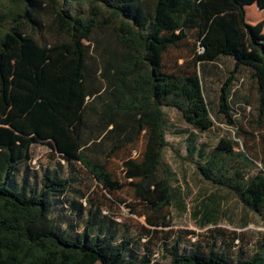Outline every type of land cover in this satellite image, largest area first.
<instances>
[{
	"label": "trees",
	"instance_id": "16d2710c",
	"mask_svg": "<svg viewBox=\"0 0 264 264\" xmlns=\"http://www.w3.org/2000/svg\"><path fill=\"white\" fill-rule=\"evenodd\" d=\"M254 1L264 9V0H0V264H158L150 248L140 255L137 240L118 236L117 220L84 189L67 200L77 164L111 201L131 187L142 210L126 205L144 215L151 234L168 226L179 186L163 150L180 155L166 140L163 107L195 131L212 128L202 72L229 56L218 113L236 123L233 85L248 73L264 120L262 22L245 16ZM45 136L59 152L50 150L41 164L32 147ZM133 147L134 156L127 152ZM193 153L182 159L202 179L264 220V169L252 152L222 135L209 152ZM113 157L121 161L118 175ZM38 167L39 179L31 180L29 169ZM179 242L166 250V264H264V233L238 259L216 247V235L189 251Z\"/></svg>",
	"mask_w": 264,
	"mask_h": 264
},
{
	"label": "rangeland",
	"instance_id": "374dc122",
	"mask_svg": "<svg viewBox=\"0 0 264 264\" xmlns=\"http://www.w3.org/2000/svg\"><path fill=\"white\" fill-rule=\"evenodd\" d=\"M181 61L182 59H179V62ZM219 61L220 66L209 67L210 78L203 80L204 93L214 122L212 128L195 131L183 121L175 108L163 107L166 140L180 155V158H177L169 146L163 150V161L175 175L174 184L179 186L178 195L168 207V226L157 227L151 234L146 230L149 226L144 215L132 213L126 205L131 204L137 210H142V202L132 197L131 187L126 186L118 192L120 201H111L101 195L102 192L95 186L94 180L77 164L78 168L74 174L76 181L67 200L70 202L71 198H80L74 190L78 187L84 189L88 198L92 197L100 202L104 212L102 214L117 220L118 236L129 235L137 240L139 254L149 251L151 254L154 253L153 262L158 264L168 262L166 250L171 247L177 236H180V249L189 251L194 243H203L216 235V247L226 251L231 258L238 259L247 257L250 254V248L264 233V220L248 210L231 191L202 179L196 172L191 159H182L187 156V152H194L192 158L196 157L197 152L201 150L209 152L216 140L225 135L232 137L238 148L252 152L258 167L264 169V120L261 122L258 120L255 89L251 84L244 87V84H247L246 76L239 75V78L235 80L232 113L236 123L228 124L223 115L218 113L216 101L218 87L232 66L225 57L220 58ZM14 74H17V70H13L12 75ZM52 118L45 117L46 120ZM190 132L195 134L194 140H189ZM134 151L138 152L139 147L127 150L132 156L136 154ZM50 153L49 146L37 144L32 147V154L37 159V163H46ZM109 165L117 175L120 174L121 161L118 157L110 159ZM40 169L39 167L29 169L31 180L39 179ZM204 212H207L210 217L204 218ZM73 216L67 214L69 218ZM85 217L84 212L81 218H76V228L82 227ZM147 247L150 248L149 251Z\"/></svg>",
	"mask_w": 264,
	"mask_h": 264
},
{
	"label": "crops",
	"instance_id": "0c3cea01",
	"mask_svg": "<svg viewBox=\"0 0 264 264\" xmlns=\"http://www.w3.org/2000/svg\"><path fill=\"white\" fill-rule=\"evenodd\" d=\"M245 16H246V21L249 22L250 24H257L259 22H262L261 32L264 33V9L259 7L257 1L247 3L245 5ZM223 57H225L227 59L229 65H231V66L233 65L234 62H233V59L231 57L221 56L220 58H223ZM220 58L215 61V63L219 66H220V63H219ZM209 71L205 69L202 72V78L203 79L206 80V79L210 78L209 77ZM246 80H247V82H246L247 84H244V87H247L248 84L252 85V82H250V80L248 79V75L246 77ZM37 144H40L43 146H49L50 150H54L56 152H59V150L57 149V143H56L54 137H52V136L38 137V142L35 145H37Z\"/></svg>",
	"mask_w": 264,
	"mask_h": 264
},
{
	"label": "built area",
	"instance_id": "2783aa9c",
	"mask_svg": "<svg viewBox=\"0 0 264 264\" xmlns=\"http://www.w3.org/2000/svg\"><path fill=\"white\" fill-rule=\"evenodd\" d=\"M34 161V160H33Z\"/></svg>",
	"mask_w": 264,
	"mask_h": 264
}]
</instances>
